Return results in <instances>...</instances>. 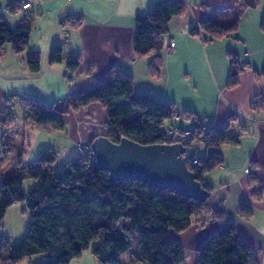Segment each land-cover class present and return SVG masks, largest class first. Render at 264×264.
I'll return each mask as SVG.
<instances>
[{
    "label": "trees",
    "instance_id": "trees-1",
    "mask_svg": "<svg viewBox=\"0 0 264 264\" xmlns=\"http://www.w3.org/2000/svg\"><path fill=\"white\" fill-rule=\"evenodd\" d=\"M259 0H233V6L200 19L189 35L201 37L204 43L233 36L240 21L249 9L257 7ZM11 5L10 7H12ZM187 9L185 0H156L142 16L135 18L133 51L136 57H151L148 72L159 78L162 68L164 37L168 22L182 15ZM33 28L31 19L23 18L9 27L0 15V50L11 45L14 53L26 50ZM264 34V17L260 22ZM229 71L228 89L238 86L240 75L248 68L230 52L227 54ZM49 64L65 62L68 73H74L80 64L79 57L65 60L61 49L53 47ZM25 63L29 72L40 70V55L28 51ZM264 78V66L258 73ZM133 79L119 66L113 65L105 80L69 95L51 105L37 99L21 98L25 107L22 125H9L1 136L4 153L17 158L16 171L0 181V228L6 210L17 202H24L30 222L24 238L10 245L0 233V263H18L32 255L43 254L40 264H68L80 257L91 243V254L99 264H120V257L136 244V260L141 264H184L185 256L180 241L171 236L187 230L192 217L209 212L207 200L198 202L173 189H160L130 177L112 180L109 174L95 162L90 146L98 136H92L85 144L89 152L80 153L58 170L53 165L56 154L51 150L39 152L34 163L24 165L26 127L40 125L50 130L64 128L63 117L92 103L100 104L106 111L104 135L113 143L127 138L141 145L163 144V127L171 125L174 117L187 121L196 119L189 110L178 112L173 104L146 93H135ZM260 109H264V102ZM9 117V115H7ZM235 119L229 117L221 129L195 125L191 137L184 143L190 149L187 168L208 192L204 175L223 163L219 151L196 153L192 144L199 142L206 149L221 145H238L234 135ZM243 131L242 126H237ZM196 159L197 164H192ZM23 169L21 174L18 170ZM34 181L27 194L23 191L24 177ZM249 184L257 187L256 196L264 193L253 173ZM240 216L248 218L251 208L241 205ZM211 218L222 221L223 212H212ZM5 253V254H4ZM196 264H259L253 249L237 233L233 224H223L209 234L196 250Z\"/></svg>",
    "mask_w": 264,
    "mask_h": 264
},
{
    "label": "crops",
    "instance_id": "crops-1",
    "mask_svg": "<svg viewBox=\"0 0 264 264\" xmlns=\"http://www.w3.org/2000/svg\"><path fill=\"white\" fill-rule=\"evenodd\" d=\"M155 1L7 0L8 11L1 14V18L9 27H14L23 18L31 19L33 28L28 50L39 52L43 65L41 77H45L47 73L49 77L54 78L47 81L50 86L43 94L47 101L62 95V92L54 88V81H64L66 77L70 80L67 85L70 89L64 84V93L71 91L74 94L104 81L110 68L117 65L132 77L135 93H146L162 99L175 105L179 112L190 110L192 102L182 103L179 108L177 98L168 97L174 82L171 81L172 75H176L175 68L183 61L178 57L181 45L185 41V47L191 44L201 50L205 48L206 52L208 49L211 52L216 51L217 58L220 54L222 60L225 49H229L224 43L227 39L204 43L201 37H193L188 32L197 27L202 17L231 8L233 0H185L186 11L182 15L172 17L168 22L159 78L151 77L148 72L151 57L138 58L133 51L135 18L144 15ZM27 4L29 7L23 10L22 6ZM11 5L13 6L10 7ZM263 17L264 0H259L257 7L246 11L240 21L239 34L244 42V52L240 59L248 64V68L240 75L238 86L228 89L225 81H215L220 95L216 99L213 116L211 119L207 118L208 125L202 126L221 129L226 120L233 117L234 135H238L239 144L219 146L218 151L223 157V163L203 177L204 183L211 188L207 200L209 212L194 216V222L184 232L171 233L182 245L184 264H196L197 248L212 231L223 224H233L238 235L253 249L259 264H264V193L261 196L254 195L257 187L249 184V176L253 173L260 185H264V109H260L264 101L260 102V105L255 104L257 99L264 97V78L258 75L264 66V34L260 29ZM55 46L61 49L65 60L79 57L80 64L74 73L67 72L65 62L49 64V53ZM4 47V52L10 59L19 61L21 71L27 78L26 81H21L26 84L22 91L27 93L28 85L33 82L30 81L33 73L29 72L26 66L25 56H17L9 44ZM5 93L0 87V102ZM21 95L31 97V94ZM36 99L41 98L37 96ZM41 101L44 102L42 99ZM199 104L207 105L208 100L204 99ZM68 117L75 143L85 144L92 136L104 134L106 111L98 103L70 112ZM176 121H182L181 125L177 124L180 128H187L185 125L190 123L179 116L170 120V123ZM237 122L239 124H236ZM238 125L244 130L239 131ZM215 172L221 175L219 180H214ZM241 205L251 208L248 218L240 216L238 210ZM218 211L223 212L222 221L211 218V213ZM126 254L120 262H133V256ZM188 255L190 258H186Z\"/></svg>",
    "mask_w": 264,
    "mask_h": 264
},
{
    "label": "rangeland",
    "instance_id": "rangeland-1",
    "mask_svg": "<svg viewBox=\"0 0 264 264\" xmlns=\"http://www.w3.org/2000/svg\"><path fill=\"white\" fill-rule=\"evenodd\" d=\"M6 1L7 0H0V15L8 11ZM239 33L240 31L238 28L237 32L233 36L224 38L227 39L224 40L225 46L229 49H225L222 60L220 54L219 58H217L216 51L213 52L212 50L211 52V50L208 49L206 52L205 48H202L204 50L203 51L191 44H187L185 47V44L187 42L183 41L181 45V51L178 54V57L182 58L183 61H181L180 64L175 68L176 75H172L171 81L174 82L171 85L170 91L168 92V97H176L179 108L181 106L180 104L182 103L190 104V102H192L190 104L191 109L189 111H193L197 116L196 119L189 121L190 123L185 125L187 126V128H192L191 126L194 125H208L207 120L211 119V117L213 116V113L215 112V106L217 104L216 99L220 95V92L215 85V81H225V85L227 81L229 71V61L227 54L230 52L237 60L243 63V60H241L240 57L242 58L243 56L244 42ZM4 48L0 50V87L6 92L4 94V98L0 102V181L4 176L11 174L17 169V158L11 154L5 155L4 148L1 143V136L4 130L9 125V119L12 118V124H23L25 117V107L21 99L24 97L21 94H31V97L29 98L33 99H36V97L38 96V98L44 100V102L41 101V99L39 101L47 105H51L53 102H59V100L61 101L65 97L73 94L71 91L64 93L65 85L68 89H70V87L67 86L68 81L70 80L64 77V81H54L52 83L55 84L54 88L57 91L62 92V95H57V97H55V99H52V101H47L46 98L43 97V94L50 86L47 81L53 80L54 78L49 77L47 73H45V77H41V67L43 66L41 65V61L39 73H30L32 75V80H30L33 81L32 85H28L27 93H23L22 90L23 87L26 86V84H22L25 82L21 81H26L27 78L21 71L19 61L10 59L9 56L4 52ZM28 49L29 46H27L26 50H24L23 52L15 54L19 57H21V55L26 56L27 52L30 51ZM204 99L208 100V104H199ZM220 99H222V97H220ZM262 101H264V97H260L259 99H257L255 104L260 105V102ZM174 107L175 110H178L175 105ZM180 112L182 111L180 110ZM7 115H9V117ZM68 115L69 113L65 117H63L64 128L61 130H48L40 125H29L26 127V149L24 155L21 157L24 165L34 163L39 152L45 150H51L56 154V162L53 165L55 170H58L65 163L77 157V155L79 154L77 145L81 143H75V141L73 140L72 128ZM171 124H174L176 127H178V125L182 124V121H179L178 123L177 121L174 123L171 122ZM236 124H239V122H237ZM179 144H182L185 147L183 143ZM193 148H195L196 153L200 155H204L205 152L210 153L212 151H218L219 149H206L199 142L193 143L192 149ZM18 172L22 174L23 169L21 168L20 170H18ZM214 175V180L220 179V174L215 172ZM33 183L34 181L32 179L27 176L24 177V194H27L28 189L33 185ZM23 209H25V203L17 202L6 210L5 215L2 219L0 233L10 245H14L20 242L27 233L30 219L27 212L23 211ZM193 222L194 217H192L191 219V223ZM93 247L94 244L91 243L88 249L82 251L80 257L72 259L68 264H99L91 254V250ZM186 249L188 252V247H186ZM136 253V244H132V250L128 251V253L126 254L130 257L133 256L132 258L134 259L133 262H129V264H137V261L135 260ZM122 256L120 257V260H124ZM186 258H190V255H188ZM43 262L44 255L36 254L25 258L18 263L3 261L0 264H40ZM119 263L124 264L122 263V261Z\"/></svg>",
    "mask_w": 264,
    "mask_h": 264
},
{
    "label": "water",
    "instance_id": "water-1",
    "mask_svg": "<svg viewBox=\"0 0 264 264\" xmlns=\"http://www.w3.org/2000/svg\"><path fill=\"white\" fill-rule=\"evenodd\" d=\"M90 149L96 164L112 180L130 177L160 189H173L198 202L210 197V192L187 168L182 144L141 145L127 138L113 143L100 134L92 141Z\"/></svg>",
    "mask_w": 264,
    "mask_h": 264
},
{
    "label": "built area",
    "instance_id": "built-area-1",
    "mask_svg": "<svg viewBox=\"0 0 264 264\" xmlns=\"http://www.w3.org/2000/svg\"><path fill=\"white\" fill-rule=\"evenodd\" d=\"M29 7V5H24L22 6V9L25 10ZM192 128H185L183 130H178L173 128L171 125H165L163 127V140L165 141L164 143L166 144H175V143H185L192 135ZM77 148L79 150L80 155H86L89 152V149L83 145V144H78ZM184 153L182 154L183 158H186V160L189 159L190 156V149L187 147H184ZM193 165L197 164V160L193 159L191 162Z\"/></svg>",
    "mask_w": 264,
    "mask_h": 264
}]
</instances>
